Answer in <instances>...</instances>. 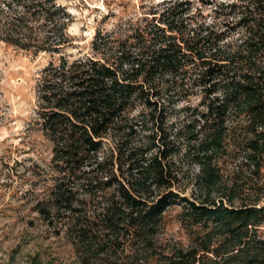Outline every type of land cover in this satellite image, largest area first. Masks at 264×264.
<instances>
[{
    "label": "trees",
    "instance_id": "obj_1",
    "mask_svg": "<svg viewBox=\"0 0 264 264\" xmlns=\"http://www.w3.org/2000/svg\"><path fill=\"white\" fill-rule=\"evenodd\" d=\"M218 7L224 30L162 0L74 55L61 0H0V42L50 56L36 122L53 180L36 209L79 264H264V0ZM177 204L187 242L162 243Z\"/></svg>",
    "mask_w": 264,
    "mask_h": 264
},
{
    "label": "rangeland",
    "instance_id": "obj_2",
    "mask_svg": "<svg viewBox=\"0 0 264 264\" xmlns=\"http://www.w3.org/2000/svg\"><path fill=\"white\" fill-rule=\"evenodd\" d=\"M61 1L73 17L68 30L75 37L76 47L67 52L75 55L90 52L97 30L114 35L119 25L136 21L162 0ZM191 1L193 10L199 9L203 20L216 24L218 30L235 21L218 7L232 0ZM239 35L240 31H235L227 41L234 42ZM49 60L46 53L33 55L0 42V264H24L34 254L42 262L79 264L64 227L47 224L36 209V202L47 196L53 180L49 165L51 143L36 122V82ZM191 102L194 105L197 99L193 97ZM226 168L235 175L231 164ZM258 185L264 198V167ZM179 212L178 204L163 211L157 234L160 242H187ZM145 264L160 263L151 259Z\"/></svg>",
    "mask_w": 264,
    "mask_h": 264
}]
</instances>
